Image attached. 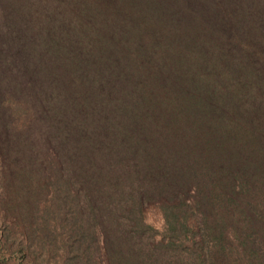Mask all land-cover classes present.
I'll return each instance as SVG.
<instances>
[{
  "label": "trees",
  "instance_id": "trees-1",
  "mask_svg": "<svg viewBox=\"0 0 264 264\" xmlns=\"http://www.w3.org/2000/svg\"><path fill=\"white\" fill-rule=\"evenodd\" d=\"M0 65V264H264V0H0Z\"/></svg>",
  "mask_w": 264,
  "mask_h": 264
},
{
  "label": "rangeland",
  "instance_id": "rangeland-1",
  "mask_svg": "<svg viewBox=\"0 0 264 264\" xmlns=\"http://www.w3.org/2000/svg\"><path fill=\"white\" fill-rule=\"evenodd\" d=\"M8 54L13 57V60L9 63V67L12 68L15 65V68H16L17 55H15L14 43H12L8 47V51L6 52V55L8 56ZM8 69H9L8 67L6 68L5 66L0 65V93H3L5 97H9L11 101H18L19 99L18 95L21 92L24 93L25 91L23 89L31 85L29 84L31 77L27 76L26 71H22L21 74L18 72L15 75V77H13V75L16 72H11ZM14 105L15 104H12V106ZM160 201L161 200L148 201L143 206V216H144L145 222L152 224L159 231L158 233L155 234V240L160 239L162 237L161 232L164 229V217H163V214L160 208ZM42 202L43 201H41V204ZM2 215H3V212L0 211V221H2L1 220L3 218ZM190 223H193V225L196 226L194 220L191 219ZM98 241H99V244L101 245V253L98 257H96L98 264H109L106 251L103 246V240L100 235H98ZM61 250L62 249L59 248L58 250L52 251L50 255L48 254H45V256L39 255V257L42 259V261L39 264H60L62 261ZM47 255H48V258H46ZM12 256H13V259L9 261V264H12L15 261H16V264H19L18 262L19 260L21 261V259L18 257V253L14 252ZM21 264H24V263H21Z\"/></svg>",
  "mask_w": 264,
  "mask_h": 264
}]
</instances>
